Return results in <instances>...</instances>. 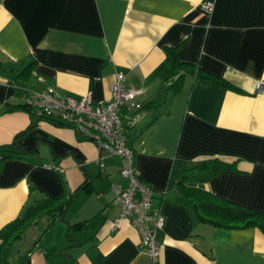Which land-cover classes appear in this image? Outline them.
<instances>
[{
  "label": "crops",
  "instance_id": "obj_1",
  "mask_svg": "<svg viewBox=\"0 0 264 264\" xmlns=\"http://www.w3.org/2000/svg\"><path fill=\"white\" fill-rule=\"evenodd\" d=\"M202 1L0 0V147L9 146L0 150V231L38 199H73L63 214L68 227L45 216L26 230L32 241L16 264H264V232L197 221L176 184L185 170L219 158L234 168L204 187L264 212V90L255 91L264 72V0H213L211 13ZM168 50L228 86L185 72L172 87ZM116 71L142 89L143 105L162 102L128 134L136 173L163 216L157 260L112 202L113 185L127 184L119 173L125 159L70 126L7 109L23 88L106 101Z\"/></svg>",
  "mask_w": 264,
  "mask_h": 264
},
{
  "label": "built area",
  "instance_id": "obj_2",
  "mask_svg": "<svg viewBox=\"0 0 264 264\" xmlns=\"http://www.w3.org/2000/svg\"><path fill=\"white\" fill-rule=\"evenodd\" d=\"M200 6L205 12L211 13L214 2L204 0ZM262 90L264 72L255 84L256 92ZM141 93L142 89L125 84L123 71H116L111 84V96L106 101H94L89 94L79 97L63 94L48 86L20 89L19 103L38 119H51L59 125L70 126L82 138L94 142L105 154L120 155L125 159L119 173L127 184L113 185L112 202L119 208V219H128L137 229L139 248L157 260L159 245L155 233L163 225V216L159 207L152 205L151 186L136 173L134 153L128 143L129 131L145 115L143 103L139 99ZM96 163L102 167V157ZM42 166L59 173L63 171L53 163L44 162Z\"/></svg>",
  "mask_w": 264,
  "mask_h": 264
},
{
  "label": "trees",
  "instance_id": "obj_3",
  "mask_svg": "<svg viewBox=\"0 0 264 264\" xmlns=\"http://www.w3.org/2000/svg\"><path fill=\"white\" fill-rule=\"evenodd\" d=\"M168 59L170 61L175 80L172 87L177 86V81L185 72H189L196 77L215 81L223 86H228L225 79L220 76L202 71L193 64L181 63L177 61L173 54V50H168ZM20 89V87H18ZM15 88V90H19ZM8 103V102H6ZM9 104V103H8ZM162 104L143 105V109L154 112ZM20 108L29 112L28 108L21 103H12L8 110ZM147 110V111H148ZM146 114V113H145ZM42 119V118H41ZM51 122H55L51 119ZM9 146H1L0 150H5ZM2 158L0 157V165ZM234 168L233 163L221 160L219 158H211L203 160L196 166L185 170L181 173L177 180V187L182 193L191 198L194 207V218L197 221L208 223L213 227L225 229L257 227L264 232V212L254 208L244 207L232 204L204 187V181L215 176L222 170ZM72 195L65 197H44L29 204L22 214L15 220L8 223L0 231V264H8V256L11 253L13 244L21 238L24 232L32 226L37 219L49 217L52 221L58 219L65 212V206L69 203ZM28 259V255H24L23 261Z\"/></svg>",
  "mask_w": 264,
  "mask_h": 264
},
{
  "label": "rangeland",
  "instance_id": "obj_4",
  "mask_svg": "<svg viewBox=\"0 0 264 264\" xmlns=\"http://www.w3.org/2000/svg\"><path fill=\"white\" fill-rule=\"evenodd\" d=\"M36 221H39V219H37ZM39 223L41 224L42 220ZM65 236L67 237L66 234ZM31 241H32V234H31V230H29L28 232L26 231L23 234L22 239L20 241L16 242V244L13 245V250L8 256V264H16V261L14 262L16 253L18 252L24 254L27 248L30 246ZM59 254L62 255V252H59Z\"/></svg>",
  "mask_w": 264,
  "mask_h": 264
},
{
  "label": "water",
  "instance_id": "obj_5",
  "mask_svg": "<svg viewBox=\"0 0 264 264\" xmlns=\"http://www.w3.org/2000/svg\"><path fill=\"white\" fill-rule=\"evenodd\" d=\"M72 200H73V199H72ZM72 200H71V202H72ZM71 202L69 201V203L65 206V210H67V208L69 207V205H70ZM59 220L62 221L64 224H66L67 227H68V223H67V221L64 219V215L60 216ZM66 235H68V232H66ZM26 264H29V261H28Z\"/></svg>",
  "mask_w": 264,
  "mask_h": 264
}]
</instances>
